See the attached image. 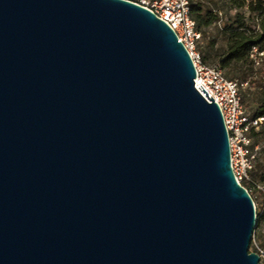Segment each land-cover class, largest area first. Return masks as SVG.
I'll use <instances>...</instances> for the list:
<instances>
[{"label": "water", "instance_id": "obj_1", "mask_svg": "<svg viewBox=\"0 0 264 264\" xmlns=\"http://www.w3.org/2000/svg\"><path fill=\"white\" fill-rule=\"evenodd\" d=\"M129 0H0V264H263L222 110Z\"/></svg>", "mask_w": 264, "mask_h": 264}, {"label": "trees", "instance_id": "obj_2", "mask_svg": "<svg viewBox=\"0 0 264 264\" xmlns=\"http://www.w3.org/2000/svg\"><path fill=\"white\" fill-rule=\"evenodd\" d=\"M245 3V0H191V12L197 21L198 29L202 32L198 49L202 54L203 62L217 65L228 78L237 80L241 84L244 105L254 83L261 98L255 100V107L249 113L261 116L264 115V55L259 56L258 60L251 55L254 47L264 52V0L250 2L249 14L238 10ZM229 4L230 9L224 10ZM234 7L238 9L236 12H231ZM224 15L229 21L222 26L220 39L210 29L218 26L223 21ZM252 22H255L256 27ZM259 133L261 132L258 130L252 132L254 144ZM254 173L256 178L264 181V148L258 154ZM252 182L243 185L250 190L248 185Z\"/></svg>", "mask_w": 264, "mask_h": 264}, {"label": "built area", "instance_id": "obj_3", "mask_svg": "<svg viewBox=\"0 0 264 264\" xmlns=\"http://www.w3.org/2000/svg\"><path fill=\"white\" fill-rule=\"evenodd\" d=\"M129 1L154 11L175 30L179 40L185 44L196 66V88L211 102L199 88L202 85L222 110L230 138L231 165L235 176L240 184L252 182L253 170L259 154L252 132L264 127V115L254 116L247 111L242 99L241 84L237 80L228 78L217 65L203 62L202 54L198 49L202 32L192 15L191 0ZM261 55H264V52L254 47L251 56L258 60Z\"/></svg>", "mask_w": 264, "mask_h": 264}, {"label": "rangeland", "instance_id": "obj_4", "mask_svg": "<svg viewBox=\"0 0 264 264\" xmlns=\"http://www.w3.org/2000/svg\"><path fill=\"white\" fill-rule=\"evenodd\" d=\"M246 3L241 8L234 7L231 9V12H236V10H242L245 13L249 14V3L255 0H245ZM231 5H227L226 9L229 10ZM222 11V14L224 13ZM229 18L224 15L223 21L218 26H213L210 30L215 32L221 39V28L228 22ZM252 25L256 27L255 22H252ZM221 42V40H220ZM261 97L258 96L256 85L253 83L251 90L248 94L247 100L245 102V107L248 112L253 111L255 107V100L260 99ZM259 133L255 138V144L259 148V152L264 148V128H260L258 130ZM252 184L248 185L249 191L251 192L252 196L254 197L256 206H257V220L254 229L253 239L250 245V252L258 253L261 256V263L264 264V181L260 178H256L255 173L253 174Z\"/></svg>", "mask_w": 264, "mask_h": 264}]
</instances>
